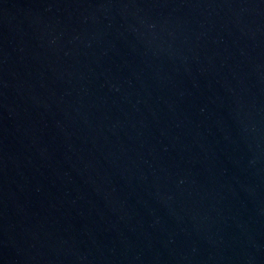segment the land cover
Segmentation results:
<instances>
[{"label":"water","instance_id":"water-1","mask_svg":"<svg viewBox=\"0 0 264 264\" xmlns=\"http://www.w3.org/2000/svg\"><path fill=\"white\" fill-rule=\"evenodd\" d=\"M0 264H264V0H0Z\"/></svg>","mask_w":264,"mask_h":264}]
</instances>
